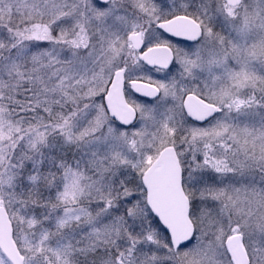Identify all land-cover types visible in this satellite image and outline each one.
Returning <instances> with one entry per match:
<instances>
[{"label": "snow or ice", "instance_id": "snow-or-ice-1", "mask_svg": "<svg viewBox=\"0 0 264 264\" xmlns=\"http://www.w3.org/2000/svg\"><path fill=\"white\" fill-rule=\"evenodd\" d=\"M0 264H264V0H0Z\"/></svg>", "mask_w": 264, "mask_h": 264}]
</instances>
